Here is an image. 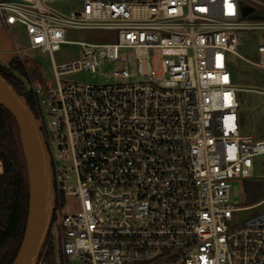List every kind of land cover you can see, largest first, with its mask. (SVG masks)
Wrapping results in <instances>:
<instances>
[{
    "label": "built area",
    "instance_id": "2783aa9c",
    "mask_svg": "<svg viewBox=\"0 0 264 264\" xmlns=\"http://www.w3.org/2000/svg\"><path fill=\"white\" fill-rule=\"evenodd\" d=\"M17 24L30 50L83 47L54 66L55 87L27 88L52 157L53 264H264V213L237 222L252 207L230 197L264 155L263 134L241 133L233 82L240 31L255 26L240 0H84L68 15L0 0V27ZM68 30L115 41L69 42ZM107 62L116 83L62 79Z\"/></svg>",
    "mask_w": 264,
    "mask_h": 264
},
{
    "label": "rangeland",
    "instance_id": "374dc122",
    "mask_svg": "<svg viewBox=\"0 0 264 264\" xmlns=\"http://www.w3.org/2000/svg\"><path fill=\"white\" fill-rule=\"evenodd\" d=\"M50 8L63 14H70L82 10L84 0H44ZM241 4L254 8L255 17L260 19H248L247 22L255 26L240 31L238 38V55L231 56L232 74L234 85L239 89L237 93L239 102V117L241 120V133L251 135L262 131L264 140V68L259 67L260 63L259 47L264 46V0H240ZM246 21V20H245ZM66 40L69 42L86 43H111L115 41L114 34L109 31L91 30H68ZM21 48L23 53L21 60L25 64L30 80L17 73L28 89L38 88L48 84L55 87L54 66H61L81 59L83 47L81 45H62L60 51L52 56L38 50L29 49V38L25 28L19 24L10 27V34L0 27V50L7 51L11 58L15 48ZM128 53V52H127ZM0 63L7 65L9 61L0 60ZM113 66L107 62L101 70L93 73L84 70L80 73L69 74L62 79L90 84H112L117 80L112 77ZM67 169H71L70 162L66 161ZM254 175L249 180H237L232 183L231 202L236 207H246V184L252 182L262 183L264 189V156L256 157L253 160ZM3 172L0 162V173ZM264 199V190L261 200ZM264 213V202L248 210L241 211L235 215L237 222H242L254 216ZM52 231V230H51ZM45 260L53 264L56 262V251L42 254Z\"/></svg>",
    "mask_w": 264,
    "mask_h": 264
},
{
    "label": "trees",
    "instance_id": "16d2710c",
    "mask_svg": "<svg viewBox=\"0 0 264 264\" xmlns=\"http://www.w3.org/2000/svg\"><path fill=\"white\" fill-rule=\"evenodd\" d=\"M244 20L260 19L255 17V9L242 5ZM20 74L30 80V74L24 63L15 58L8 65H0V75L14 87L16 92L25 97L29 107L35 111V97L27 90L25 83L17 75ZM0 162L3 172L0 173V264H13L20 250L28 217L29 182L25 160V153L19 126L14 116L0 106ZM263 184L252 182L246 184V202L248 206L257 204L261 200ZM51 236L45 246V255L51 253ZM43 250V252H44ZM42 252V254H43ZM41 254V258L42 257Z\"/></svg>",
    "mask_w": 264,
    "mask_h": 264
},
{
    "label": "water",
    "instance_id": "95a60500",
    "mask_svg": "<svg viewBox=\"0 0 264 264\" xmlns=\"http://www.w3.org/2000/svg\"><path fill=\"white\" fill-rule=\"evenodd\" d=\"M248 12L245 8L243 15ZM0 106L14 116L19 126L29 182L26 229L13 264H38L50 235L56 208L52 157L40 123L26 98L19 95L1 75Z\"/></svg>",
    "mask_w": 264,
    "mask_h": 264
},
{
    "label": "crops",
    "instance_id": "0c3cea01",
    "mask_svg": "<svg viewBox=\"0 0 264 264\" xmlns=\"http://www.w3.org/2000/svg\"><path fill=\"white\" fill-rule=\"evenodd\" d=\"M4 29L10 34V29H6V28H4ZM16 49H17V47L14 49V54H15ZM9 56L10 55L8 54L7 51H1L0 50V60H7L10 63V62H12L16 58V56H14V55L11 58ZM0 65H3V64L0 63ZM4 66H6V65H4ZM239 120H240V117H239ZM240 126H241V120H240ZM262 133H263L262 131H259V132H256L255 134H251V135H257V134H262ZM262 156H264V155H262ZM262 156H259V157H262ZM262 202H264V199L262 201L258 202L257 204H253V205L246 206V207H254V206L259 205Z\"/></svg>",
    "mask_w": 264,
    "mask_h": 264
}]
</instances>
